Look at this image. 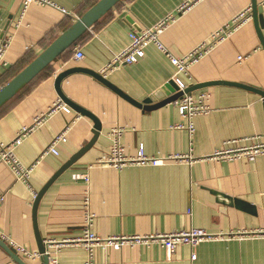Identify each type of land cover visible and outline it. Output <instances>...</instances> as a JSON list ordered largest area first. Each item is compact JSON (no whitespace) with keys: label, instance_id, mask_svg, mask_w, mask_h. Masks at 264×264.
<instances>
[{"label":"crops","instance_id":"1","mask_svg":"<svg viewBox=\"0 0 264 264\" xmlns=\"http://www.w3.org/2000/svg\"><path fill=\"white\" fill-rule=\"evenodd\" d=\"M50 1L57 7L32 3L20 18L22 0H0V40L10 37L5 63H0V88L98 0ZM251 1H120L0 107V147L13 141L21 128L32 126L34 118L60 98L55 87L60 73L74 68L99 73L112 54L129 43L130 32L153 27L172 14L158 38L170 54L182 57L251 8ZM184 2L187 5L178 11ZM256 2L264 23V0ZM262 33L264 36V28ZM76 49L84 54L81 60L74 56ZM174 72L167 54L150 43L138 61L116 67L104 77L138 102L149 98L156 102L164 96L163 86ZM189 74V85L226 81L264 90V48L253 18L192 64ZM59 90L99 121L98 137L49 185L39 200L34 222L33 192H39L93 138L94 121L65 102L70 113L56 112L35 125L14 149L23 166L35 165L28 182L17 180L10 168L0 163V234L38 252L37 231L45 245L52 240L47 250L57 253L59 264H264V153L254 160L210 158L225 140L256 136L264 142V96L231 85L195 90L192 95L208 94L210 112L193 118L190 133L177 127L185 125L186 119L174 102L143 110L82 70L65 76ZM66 126V140L57 145L58 155H44L36 163ZM114 129L121 130L118 140L127 157H135L142 146L148 157L177 158L157 164L135 162L122 168L96 164L107 156ZM85 196L94 213L92 230L100 238L190 228L212 235L232 234L194 247L179 245L171 255L159 244H134L97 246L89 256L82 244L62 243L82 233ZM17 255L25 264H43L41 256ZM0 264L18 263L0 246Z\"/></svg>","mask_w":264,"mask_h":264},{"label":"built area","instance_id":"2","mask_svg":"<svg viewBox=\"0 0 264 264\" xmlns=\"http://www.w3.org/2000/svg\"><path fill=\"white\" fill-rule=\"evenodd\" d=\"M32 3H38L42 5H50L57 7L50 0H22L20 9V18H22L28 6ZM187 2H184L178 7V11H181ZM60 10L68 14L66 10L60 8ZM174 16L168 14L162 18L155 26L150 28H143L138 31H132L129 33V43L119 52L112 54L110 60L101 68L99 73L101 75H106L111 72L116 67L122 66L124 64H132L138 61L144 55L145 47L154 43L160 50L164 51L169 57L170 62L175 66V72L172 76L173 82L176 84L178 91H183L190 84L191 76L189 74V68L192 64L196 63L204 55H206L210 49L218 42L224 40L228 37L234 30L243 25L246 21L251 20V8L248 7L244 11L240 12L235 16L230 23L225 24L219 30L214 32L208 38L207 42H203L197 48L191 52L185 54L182 57H176L163 46L159 41L158 35L161 30L166 26L167 22L170 21ZM20 22V19H19ZM10 43V37L6 36L0 40V63L4 64L3 56ZM74 56L76 59L81 60L84 57L83 52L80 49H76ZM239 60L243 59L242 56L238 57ZM208 94L201 91L197 95L184 94L180 99L174 101L177 105L180 114L186 119V124H178V128H186L188 132H192L194 129L193 118L201 114H208L210 112V107L208 105L207 99ZM70 113L71 108L61 99L58 98L54 100L45 113H41L34 118V124L30 127L21 128L16 138L8 144H1L0 147V163L6 164L11 172L14 174L17 180L28 182L30 172L32 171L34 164L25 167L18 160L15 154V147L19 145L23 138L27 135L29 131L33 129L35 125H39L44 122V120L50 115L56 112ZM66 128L58 133L50 141L48 146L43 150L36 163L40 158L47 154L58 155L57 145L60 142L66 140ZM121 134L120 129H114L111 132V138L113 139L111 146L109 148L106 157L99 159L96 164L111 166L115 168H122L126 164H132L135 162L140 163H152L157 164L163 162L165 159L177 158V156L169 158H154L148 157L143 153V147L140 146L138 153L135 157H127L124 153L123 146L119 143V137ZM256 136L245 137V138H235L230 140H225L223 145L216 149L211 155V159L218 161H230L238 159L254 160L257 156L264 153V142L256 140ZM92 166V165H91ZM84 182H88V176H83ZM37 195L33 192V197ZM2 198L0 197V201ZM88 197H84V223L83 230L80 236L74 238H68L63 240L65 243L82 244L88 251L89 256H92L95 247H110L116 246L121 247L123 245H144L151 246L153 244H159L163 246L167 253L171 255L179 245L185 244L191 247L197 244L212 239L225 238L226 235H212L207 233L201 228H190L188 230H177L169 233H154L148 235H115L106 238H100L93 230L92 225L94 221V213L88 208ZM237 234V233H235ZM0 238L15 249V251L24 258H36L40 257L39 252H32L23 246H20L7 238L6 235L0 234ZM52 240H47L46 245ZM48 246V245H47ZM45 254L48 255V264H59V260L56 252H50L46 249ZM195 258V254L192 255V259Z\"/></svg>","mask_w":264,"mask_h":264},{"label":"water","instance_id":"3","mask_svg":"<svg viewBox=\"0 0 264 264\" xmlns=\"http://www.w3.org/2000/svg\"><path fill=\"white\" fill-rule=\"evenodd\" d=\"M122 0H98L93 4L88 10H86L80 17H78L64 32L57 36L42 52H40L32 61H30L22 70H20L15 76H13L5 85L0 88V107L11 99L18 91H20L24 86H26L34 77H36L41 71L48 67L57 57L64 53L67 49L73 46L79 38L93 26L100 18H102L107 12H109L116 4ZM251 16L254 21L255 29L258 34L259 40L264 48V36L262 30L264 28V23L262 20V11L260 6L257 4L256 0L251 1ZM126 20L132 23V20L127 17ZM82 70L94 76L96 79L101 81L106 86L110 87L118 95L132 103L133 105L142 108L143 110H151L168 103H173L177 99H180L184 94H191L193 91L206 88L212 85H231L240 87L246 90L253 91L260 96H264V90L255 88L246 84L226 82V81H210L191 84L186 87L183 91H178L176 84L173 80L168 81L164 84L163 90L165 94L160 100L153 102L151 98L138 102L124 92L119 90L116 86L111 84L103 75L96 73L89 69L74 68L71 70L64 71L60 73L55 79V87L60 96V98L66 102L74 111L91 118L94 121V136L93 138L78 152L73 154L48 180V182L37 192L33 203V219L35 222L36 209L40 198L49 187V185L67 168L72 166L80 156L86 152L95 142L100 131L99 121L87 110L75 105L74 103L68 101L60 92L59 86L60 81L67 76L69 73ZM36 238L38 240V252L41 254V260L43 264H48V255L45 254L47 245L43 243L40 238L39 233L36 231ZM0 246L10 255V257L18 264H25L24 260L21 259L14 248L10 247L6 242L0 238Z\"/></svg>","mask_w":264,"mask_h":264}]
</instances>
